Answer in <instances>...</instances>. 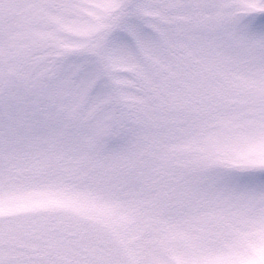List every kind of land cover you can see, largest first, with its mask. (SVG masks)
Instances as JSON below:
<instances>
[{"label": "snow or ice", "instance_id": "6c2138e0", "mask_svg": "<svg viewBox=\"0 0 264 264\" xmlns=\"http://www.w3.org/2000/svg\"><path fill=\"white\" fill-rule=\"evenodd\" d=\"M0 264H264V0H0Z\"/></svg>", "mask_w": 264, "mask_h": 264}]
</instances>
